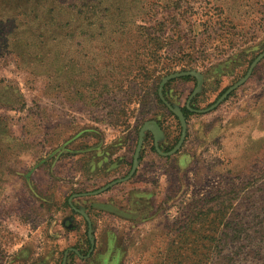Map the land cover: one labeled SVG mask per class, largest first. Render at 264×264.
<instances>
[{
	"label": "rangeland",
	"instance_id": "rangeland-1",
	"mask_svg": "<svg viewBox=\"0 0 264 264\" xmlns=\"http://www.w3.org/2000/svg\"><path fill=\"white\" fill-rule=\"evenodd\" d=\"M262 55L264 0H0V264L263 244Z\"/></svg>",
	"mask_w": 264,
	"mask_h": 264
},
{
	"label": "trees",
	"instance_id": "trees-1",
	"mask_svg": "<svg viewBox=\"0 0 264 264\" xmlns=\"http://www.w3.org/2000/svg\"><path fill=\"white\" fill-rule=\"evenodd\" d=\"M183 112L185 113V117L188 116L189 111L187 109H183ZM253 212L252 213H257L261 212L264 214V190L261 191V194H255L253 195ZM260 200V201H259ZM263 220L264 223V219ZM232 221L229 219H220L219 220V235H221L227 230H229V227L231 225ZM241 224L237 222V225H235L234 228H240ZM242 228H246L248 230V237L246 240L243 241V237L240 236L239 239H241L242 244L246 243V253L244 252H234L232 254L228 255H222L219 257V261L221 264H264V243L262 244V241L259 240V234H257L254 231V227L252 226V222L249 223V225L244 224ZM262 230H264V225L261 227ZM236 230V229H234ZM226 236V234H225ZM264 238V232L263 235H261V239ZM248 251V252H247Z\"/></svg>",
	"mask_w": 264,
	"mask_h": 264
},
{
	"label": "water",
	"instance_id": "water-1",
	"mask_svg": "<svg viewBox=\"0 0 264 264\" xmlns=\"http://www.w3.org/2000/svg\"><path fill=\"white\" fill-rule=\"evenodd\" d=\"M263 57H264V55H262L258 60H260ZM196 77L198 79V84L200 85V83H201V77L199 75H196ZM168 80H170V78ZM161 98H162V96H161ZM170 109L172 110V112L175 115H177L180 118L181 124H182V127H183L182 138H181L178 146L172 152V153H174V152H176L180 148V146L183 143V140H184V137H185V133H186V123H185V119H184V117H183V115H182V113L180 111L173 110L171 107H170ZM144 132H150V133H152L155 136L156 143H157L158 138H159V136L161 134L159 128L156 125H154V124H145L144 125V127L141 130V138H142Z\"/></svg>",
	"mask_w": 264,
	"mask_h": 264
}]
</instances>
